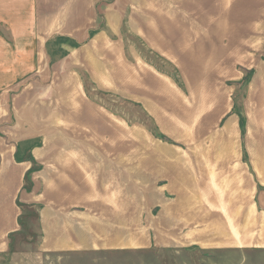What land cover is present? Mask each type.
Wrapping results in <instances>:
<instances>
[{"label":"rangeland","instance_id":"1","mask_svg":"<svg viewBox=\"0 0 264 264\" xmlns=\"http://www.w3.org/2000/svg\"><path fill=\"white\" fill-rule=\"evenodd\" d=\"M89 8L78 39L59 38L56 17H0V87L27 82L37 43L72 47L28 87L33 119L54 135L35 155L52 154L27 159L25 189L44 167L45 184L23 200L43 203L17 202L0 264H257L264 0Z\"/></svg>","mask_w":264,"mask_h":264},{"label":"crops","instance_id":"2","mask_svg":"<svg viewBox=\"0 0 264 264\" xmlns=\"http://www.w3.org/2000/svg\"><path fill=\"white\" fill-rule=\"evenodd\" d=\"M90 1L91 0H0V17H56L58 18V22L53 24H57V26L65 28L64 30L68 31L66 35L59 38L70 36L78 39L85 35L87 25L90 23L88 15L86 18L80 19L81 16L83 17L85 15L84 13L88 14L90 10ZM78 19L83 23L81 27L79 26ZM38 24L42 26L40 19L36 25V39L39 36L37 30ZM51 24H48L47 27H50ZM74 29H79L77 30V34H71ZM78 32H81L83 36H79L80 33ZM259 40H262L261 36H259ZM59 47H62V51H67L68 55L71 53L72 47H68L67 43L65 44L64 42H62L60 46L58 40H48L44 43H37L33 49L36 55L35 67L29 71L28 76L30 77L26 78L28 79L27 82L21 83L22 80L25 79L24 77H19L15 79L13 83L0 87V254L9 252L10 240L8 236L11 233H17L20 229L18 219L20 218L21 210L17 202L20 201L21 203L30 204L43 203V200H23V195H28L33 192H35L36 195H41V187H43V183L45 184V182L43 179L35 180L34 177L45 170V167L38 172L32 173L33 185L31 191L25 189L24 177L29 168L32 167V162L27 159L32 158L43 166L45 162L49 161L52 154L51 149L47 151L45 157H37L35 151L44 146L46 135L50 137L51 146V139L54 135L52 133L49 134V124L44 125L43 120H41L40 125L39 121L33 119L31 114L35 112V106L31 99L33 94L28 87L30 83L33 86L34 82L46 81L50 78L48 70L51 66H57L59 57L61 56L58 55ZM55 73H58L56 67ZM261 81L262 77L260 73L258 82ZM38 144L39 146H36ZM28 154L30 156H28ZM46 176H49L47 171ZM260 183L262 182L260 181ZM49 190L54 191L53 189ZM258 205L260 207L258 211L260 214V224L262 217L264 218V192L262 191L258 192ZM41 210H39L40 224ZM43 238L44 237H42V241ZM258 240L260 243L257 246H252L253 248L255 247L254 250L257 252L248 253H256L257 264H264V225L262 229H260ZM245 247L249 248L250 246Z\"/></svg>","mask_w":264,"mask_h":264},{"label":"trees","instance_id":"3","mask_svg":"<svg viewBox=\"0 0 264 264\" xmlns=\"http://www.w3.org/2000/svg\"><path fill=\"white\" fill-rule=\"evenodd\" d=\"M19 223H20V219H19ZM11 235H12V234H9V236H8V237L10 238V236H11ZM9 246H10V244H9ZM10 251H11V250H10Z\"/></svg>","mask_w":264,"mask_h":264}]
</instances>
